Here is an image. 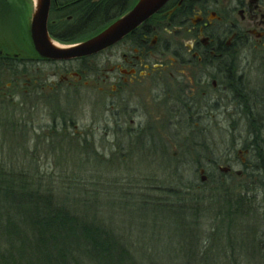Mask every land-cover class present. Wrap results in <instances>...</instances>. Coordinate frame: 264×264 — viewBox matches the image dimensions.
<instances>
[{
    "label": "flooded vegetation",
    "instance_id": "flooded-vegetation-1",
    "mask_svg": "<svg viewBox=\"0 0 264 264\" xmlns=\"http://www.w3.org/2000/svg\"><path fill=\"white\" fill-rule=\"evenodd\" d=\"M137 1L0 0V96L10 100L11 88L23 86L21 104L34 110L46 99L92 93L105 122L99 135H128L136 143L131 146L140 148L149 145L154 131L167 134L171 127L212 135L219 112L244 125L264 118V0H168L117 43L89 57L51 59L32 44L35 15L38 23L46 15L52 40L84 41ZM108 102L113 129L106 121ZM258 127L246 128V134L257 135L263 131ZM89 133L91 128L83 135ZM249 152L250 144L237 150L238 156ZM224 167L222 172H232L231 162Z\"/></svg>",
    "mask_w": 264,
    "mask_h": 264
},
{
    "label": "rangeland",
    "instance_id": "rangeland-1",
    "mask_svg": "<svg viewBox=\"0 0 264 264\" xmlns=\"http://www.w3.org/2000/svg\"><path fill=\"white\" fill-rule=\"evenodd\" d=\"M256 74L264 79L259 72ZM8 80L6 77L5 81ZM18 84L21 86V82ZM11 89L12 99L0 96V121L10 116L16 118L26 126L27 132L18 134L14 140L19 144L17 151L4 147L0 153L14 154L22 166L38 167L46 174L45 178L49 176L48 180L58 185L57 194L68 195L77 202L71 205L72 209L83 216H98L105 221L111 216L114 230L125 238L121 245L131 247L130 254L122 255L123 264H227L229 254L237 247L243 249L235 252L239 255L237 264H260L262 259L252 247L264 248V202L261 201L264 193L260 177L251 172L264 161V131L255 138L261 146L254 142L257 148L252 143V152L238 156L237 150L246 147L251 139L244 134L242 121L230 113L219 112L215 118L217 128L210 131L212 135L196 137L187 129L184 135L171 127L167 134L154 131L148 137V146L132 147L136 143H131L128 135L116 136L108 130L107 135H99L105 122L92 93L82 94L76 100L72 98L80 92L70 100L46 99L42 107L33 110L28 109V104H21L23 86ZM77 106L84 110L76 112ZM106 121L108 128L113 129L114 115L109 102ZM72 122L77 124V130ZM150 123L154 125V121ZM90 128L92 135L84 136ZM77 134L79 138L74 136ZM227 160L231 162L232 173L226 184L219 182L218 187L216 181L223 172L217 166H224ZM199 168H204L206 181L200 179ZM237 170L242 174L237 176L234 173ZM241 189L247 191L243 200L247 207L243 212L248 219L244 223L232 219V224L219 225L222 231L231 229L232 246H227L223 235L215 242L212 240L211 229L217 221L214 214L203 213L196 229L189 232L185 228L186 211L179 213L157 207L173 200L175 206L199 205L203 209L204 204L212 207L210 199L213 205L222 198L221 194L235 200ZM165 190L171 191L170 196L163 193ZM84 200L87 204L82 205ZM253 228L257 230L248 233ZM192 251L206 256L210 252L214 257L201 263L188 262L192 258L188 252Z\"/></svg>",
    "mask_w": 264,
    "mask_h": 264
},
{
    "label": "trees",
    "instance_id": "trees-1",
    "mask_svg": "<svg viewBox=\"0 0 264 264\" xmlns=\"http://www.w3.org/2000/svg\"><path fill=\"white\" fill-rule=\"evenodd\" d=\"M25 127L11 116L0 121V152H4V147L17 151L19 144L14 140L18 134L27 132ZM13 155L0 153V264L125 262L122 255L126 252L121 245L125 238L114 230L111 216L108 221L83 216L72 209L76 201L57 194L58 185L48 180L49 176L45 178L46 174L31 164L20 165ZM260 164L259 169L264 172V161ZM170 192L163 193L170 196ZM221 196L216 203L225 206L223 212L237 214L239 208L230 204L232 199ZM83 202L82 205L87 204L86 200ZM179 205L166 200L164 206L157 207L179 213L193 207Z\"/></svg>",
    "mask_w": 264,
    "mask_h": 264
},
{
    "label": "bare ground",
    "instance_id": "bare-ground-1",
    "mask_svg": "<svg viewBox=\"0 0 264 264\" xmlns=\"http://www.w3.org/2000/svg\"><path fill=\"white\" fill-rule=\"evenodd\" d=\"M124 16V15H123ZM122 17V16H121ZM120 17V18H121ZM149 19V18H148ZM148 19H146L145 21H147ZM101 21V19H99ZM118 20V19H117ZM116 21V20H115ZM115 21H113L112 23H114ZM145 21H143L142 23H144ZM101 22H98L97 24L99 25ZM112 23H108L104 29H106L108 26H110ZM141 23V24H142ZM140 24V25H141ZM103 29V30H104ZM102 31V30H101ZM100 31V32H101ZM99 33V32H98ZM97 33V34H98ZM33 34L32 33V44L34 46V43H33ZM97 34L95 33H90L88 35V37H86V40L88 39H91L93 37H95ZM48 37V35H47ZM84 40V41H86ZM48 43L52 46V47H55V48H71L73 46H76L84 41H81V40H70V41H66V42H57V41H54L52 40L51 38L48 37L47 39ZM118 42V41H117ZM114 45V44H113ZM112 46V45H110ZM108 46V47H110ZM106 47V48H108ZM35 48V47H34ZM104 48V49H106ZM102 49V50H104ZM36 50V49H35ZM100 50V51H102ZM100 51L96 52V53H93V54H90V55H86L84 57H89V56H92V55H95L97 53H99ZM42 56V55H41ZM44 57V56H43ZM47 58H51V59H56V60H67V59H62V58H52V57H47ZM71 59V58H69ZM238 83V82H237ZM247 83H249V81L247 80ZM244 125V123H243ZM258 125L263 129L264 131V118L260 119L259 122L258 121H255V120H248L245 125H244V134H246V128L249 129V131H252V129L255 127V128H259ZM190 135L192 136H201V133L199 132H193V133H189ZM246 136H249L250 137V141L251 143H254V142H257L255 140L256 137L258 136H262V131L260 133H258L257 135H252V134H246ZM263 143H264V139H263ZM256 143H254L255 145ZM257 145L261 146V144H259V142H257ZM256 146V145H255ZM257 148V146H256ZM260 148V147H259ZM257 151V150H256ZM262 167L261 165H259V168ZM259 168L255 167V169H252V174L256 175L257 177H260L259 181H260V185L262 186L263 188V193H264V172L263 170H260ZM203 169V168H201ZM199 172H200V168H199ZM237 172V173H236ZM232 172L230 173H222L220 174V182L224 181L226 184V178L231 174ZM237 176L242 174V171L241 170H237L234 172ZM202 175V174H200ZM208 179V177H207ZM219 183V180L216 181V184ZM218 187H219V184H217ZM228 187V186H227ZM229 190H232V188L228 187ZM236 199H232L230 200V204L232 206H238V210L237 211V214H230L228 212H223L225 206L224 205H218L217 203L213 204L212 205V202H214L212 199H210V206L212 207H209L208 204H204V207L203 209L201 208V206L199 205H196L195 207H190V208H186V211H187V215H188V223L187 225H185V228L189 231V232H192L196 229V226L198 225V219L202 217V214H206V215H213V217L216 218V227L212 228L211 229V232L213 233L211 238L212 240L215 242L217 241V239H219L220 236H225V241L227 243V246H232L234 245V241L231 240V236H230V232H231V229L229 228L226 232L225 231H222L223 229L221 227H219V225L221 223L223 224H232V219H236L237 222H240V223H244L247 219H248V216L244 211V209L246 210V203L242 202L241 199H244V198H247V194L245 192L242 191V189L240 191H237V195H236ZM248 201V199H247ZM262 202H264V195H263V199L261 200ZM199 206V207H197ZM243 208V209H242ZM205 211H208V212H205ZM247 216V217H246ZM237 217V218H236ZM240 220V221H239ZM236 223V222H235ZM262 225V224H261ZM261 228V227H260ZM259 228V229H260ZM257 229H251L250 231H248V233H254ZM263 232H264V228H263ZM204 233L201 232V235H203ZM258 235V234H257ZM253 237V235H252ZM190 239L192 240V236L190 237ZM243 244V243H242ZM242 244H240L242 246ZM251 244H253V240L251 239ZM255 247V248H254ZM123 250L125 252H127L128 254H130V246H127V247H122ZM234 248V247H232ZM252 249L254 250V252H256L257 250V253L258 255L261 257L262 261L260 262V264H264V248L260 247V246H255L253 245ZM260 250V251H259ZM243 249L241 247H237L231 254H229L228 256V259L229 261H227V264H237L236 263V259L239 255H237L236 253H239V252H242ZM236 252V253H235ZM189 255H191V259L188 260V262H199L201 263V261H206V260H209V257H214L213 254H211L209 252V254L206 256L204 254H198L197 252H188ZM220 261V260H219Z\"/></svg>",
    "mask_w": 264,
    "mask_h": 264
},
{
    "label": "water",
    "instance_id": "water-1",
    "mask_svg": "<svg viewBox=\"0 0 264 264\" xmlns=\"http://www.w3.org/2000/svg\"><path fill=\"white\" fill-rule=\"evenodd\" d=\"M168 0H138L132 9L127 12L124 16L116 20L106 29L99 32L95 37L88 39L76 46L71 48H55L52 47L47 39L45 30V18L44 15L42 22L38 23L37 15L33 18V43L36 51L44 57L52 58H76L83 57L96 53L110 45L115 44L125 34L132 31L143 21L151 17L156 13ZM43 34V37L40 36ZM222 170L226 168L220 167ZM200 173H203V169H200ZM206 176L202 174L201 179L204 181Z\"/></svg>",
    "mask_w": 264,
    "mask_h": 264
}]
</instances>
